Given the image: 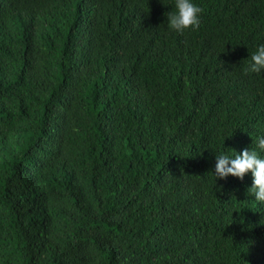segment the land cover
<instances>
[{"label": "trees", "instance_id": "obj_1", "mask_svg": "<svg viewBox=\"0 0 264 264\" xmlns=\"http://www.w3.org/2000/svg\"><path fill=\"white\" fill-rule=\"evenodd\" d=\"M194 2L0 0V264H264V0Z\"/></svg>", "mask_w": 264, "mask_h": 264}, {"label": "clouds", "instance_id": "obj_2", "mask_svg": "<svg viewBox=\"0 0 264 264\" xmlns=\"http://www.w3.org/2000/svg\"><path fill=\"white\" fill-rule=\"evenodd\" d=\"M175 11L167 16L170 30L182 33L185 30L198 28L201 8L194 0H175ZM251 73L264 71V43H260L251 52L246 69ZM251 174L252 184L247 194L253 197L256 206H264V134L257 135L250 148L240 152H216L215 179H226L229 176L243 180Z\"/></svg>", "mask_w": 264, "mask_h": 264}]
</instances>
